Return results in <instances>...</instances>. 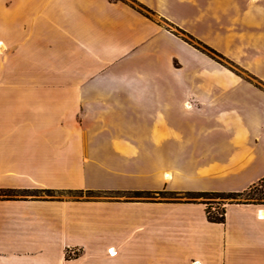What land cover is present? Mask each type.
<instances>
[{
    "label": "crops",
    "instance_id": "0c3cea01",
    "mask_svg": "<svg viewBox=\"0 0 264 264\" xmlns=\"http://www.w3.org/2000/svg\"><path fill=\"white\" fill-rule=\"evenodd\" d=\"M136 1L150 10L0 0V188L61 196L0 199V264H264V205L215 223L203 203L128 196L264 177V90L164 25L204 40L171 9L186 0ZM213 2L210 46L264 82V0Z\"/></svg>",
    "mask_w": 264,
    "mask_h": 264
},
{
    "label": "rangeland",
    "instance_id": "374dc122",
    "mask_svg": "<svg viewBox=\"0 0 264 264\" xmlns=\"http://www.w3.org/2000/svg\"><path fill=\"white\" fill-rule=\"evenodd\" d=\"M214 0H186V5H174L172 9L173 12H175V14L177 15V20L183 24H185V26L187 27V29H191V30H195L197 31L204 40H202V38L197 37L196 35H194V33H192L191 31L187 30V32H189L190 34L193 35V37L195 38V40L193 41L194 44L198 45V49L202 50V51H206V53L211 56L212 58H214L215 60H217L218 62L223 63L225 66H227L228 68H230L231 70H233L237 75H239L242 79L249 81L251 83H253L256 87L264 90V82L259 80V78L257 76H255L254 74H252L251 72H249L248 70H246L244 67L240 66L239 64L236 63L235 59H229L228 57L224 56L223 54H221L220 52H218L215 48H213L212 46H210V43H214V39L216 37V31L218 32L219 27H220V22L221 20L219 19L218 21L215 20V15H214V6H213V2ZM135 5V4H134ZM136 7H138L139 9H141L142 7L137 4L135 5ZM142 11L146 12V9L143 8ZM222 22L227 24V17H222ZM164 24V23H163ZM165 26L172 28L173 31L175 33H177L179 36L182 37V33L176 28L174 27V25H170L168 23L164 24ZM186 38H188V36H186ZM191 41V39H190ZM198 41V42H197ZM200 42V43H199ZM224 44V41L222 42ZM203 44L207 45L208 47L216 50L220 55L211 52L210 50H208ZM193 45V44H192ZM194 46V45H193ZM196 47V46H195ZM197 48V47H196ZM224 51H225V47ZM222 55V56H221ZM236 58L238 57V54L234 55ZM234 60V61H233ZM161 115H169L168 113H163ZM173 115V114H170ZM184 192H178V195H176V199L177 201H185V199L187 200L186 197H184ZM37 194H40L39 196L41 197H46L49 198L51 196L53 197H61V196H57V192H52V193H48V192H42V191H38ZM52 194V195H50ZM75 195H81V197H89L91 199H96V200H101L107 197V194H104L102 192H97L94 193H89V191H84L83 193L80 194V192L76 193ZM32 196V195H30ZM68 194H65L64 197L68 198ZM156 197H152V200H170L167 197H158L157 195H155ZM135 200H151V199H144V198H137V197H132ZM197 201L199 202H194V203H201V201L203 202H207L209 205H211L212 207H223L222 204H229L228 199L224 202L223 200H221L220 198H198ZM223 201V202H221ZM205 204V203H203ZM233 204V203H230ZM207 205V204H205ZM264 205V204H262ZM73 252V251H72ZM71 252V254H72ZM74 253V252H73ZM78 253V250L75 251L76 255ZM68 253V255H71Z\"/></svg>",
    "mask_w": 264,
    "mask_h": 264
},
{
    "label": "trees",
    "instance_id": "16d2710c",
    "mask_svg": "<svg viewBox=\"0 0 264 264\" xmlns=\"http://www.w3.org/2000/svg\"><path fill=\"white\" fill-rule=\"evenodd\" d=\"M139 4L142 8L146 10H150L148 7L142 5L141 3L137 2L136 0H132ZM182 33V38L188 41L189 43L193 44L197 48L198 45L194 44L193 41L195 38L192 34L185 31L184 29L177 28ZM188 36V38H186ZM191 39V41H190ZM198 42V41H197ZM200 43V42H199ZM208 50L213 53L220 55L216 50L208 47L207 45L203 44ZM201 49V48H200ZM206 52V51H205ZM222 56V55H221ZM38 191L42 192H56L53 189H11V188H0V199H15L18 196H38ZM72 192V191H71ZM89 193H96L95 191H89ZM129 197H137V198H144V199H153L157 195L158 197H167L171 201H177L176 195L178 192L176 191H132L128 193ZM186 202H199L197 201L198 198H220L224 202L228 199V203H251V204H264V177L252 184L247 189L242 191H186L183 193ZM52 195V194H50ZM153 197V198H152ZM181 201V200H180ZM221 201V202H223ZM201 203H205L206 205V213L208 220L210 222L215 223H224L226 220V204H222L223 207H212L207 202L201 201Z\"/></svg>",
    "mask_w": 264,
    "mask_h": 264
},
{
    "label": "bare ground",
    "instance_id": "6f19581e",
    "mask_svg": "<svg viewBox=\"0 0 264 264\" xmlns=\"http://www.w3.org/2000/svg\"><path fill=\"white\" fill-rule=\"evenodd\" d=\"M261 216H264V211L261 212ZM112 254H114V252Z\"/></svg>",
    "mask_w": 264,
    "mask_h": 264
}]
</instances>
